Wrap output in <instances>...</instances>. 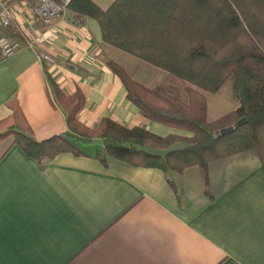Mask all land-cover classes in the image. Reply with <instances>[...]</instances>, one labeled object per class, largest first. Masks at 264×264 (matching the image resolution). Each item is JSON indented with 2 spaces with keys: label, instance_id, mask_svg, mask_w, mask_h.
<instances>
[{
  "label": "crops",
  "instance_id": "obj_1",
  "mask_svg": "<svg viewBox=\"0 0 264 264\" xmlns=\"http://www.w3.org/2000/svg\"><path fill=\"white\" fill-rule=\"evenodd\" d=\"M37 0H14L10 38L44 32L40 57L25 43L0 58V120L16 98L36 139L67 130L48 72L67 92L80 89V120L110 117L165 136L190 135L147 118L106 64L125 65L149 86L166 72L103 41L99 22L68 8L45 27ZM106 8L113 0H94ZM1 142V141H0ZM108 156L61 152L40 163L19 145L0 150V264H264V170L255 149L210 161L193 175ZM194 177V179L192 178Z\"/></svg>",
  "mask_w": 264,
  "mask_h": 264
},
{
  "label": "trees",
  "instance_id": "obj_2",
  "mask_svg": "<svg viewBox=\"0 0 264 264\" xmlns=\"http://www.w3.org/2000/svg\"><path fill=\"white\" fill-rule=\"evenodd\" d=\"M66 8L94 17L105 43L166 72L149 86L117 60L105 61L147 118L191 134L161 136L110 117L86 125L79 118L83 92L67 93L45 63L67 130L36 139L13 98L11 113L0 120V141L10 138L40 163L71 152L104 165L112 156L167 172L199 166L205 179L210 161L255 149L264 170V0H113L106 8L94 0H70ZM229 78L239 104L210 120L207 93L219 91Z\"/></svg>",
  "mask_w": 264,
  "mask_h": 264
},
{
  "label": "built area",
  "instance_id": "obj_3",
  "mask_svg": "<svg viewBox=\"0 0 264 264\" xmlns=\"http://www.w3.org/2000/svg\"><path fill=\"white\" fill-rule=\"evenodd\" d=\"M68 2L70 0H37L33 8L42 24L48 28L64 12ZM13 3L14 0H0V58L13 54L25 43L26 45L35 47L41 58L53 62L54 58L41 47V43L45 41L44 32L34 35L24 33L22 38L12 39L8 37L6 28L14 19Z\"/></svg>",
  "mask_w": 264,
  "mask_h": 264
},
{
  "label": "rangeland",
  "instance_id": "obj_4",
  "mask_svg": "<svg viewBox=\"0 0 264 264\" xmlns=\"http://www.w3.org/2000/svg\"><path fill=\"white\" fill-rule=\"evenodd\" d=\"M207 98H208V118L210 120H213L221 116L222 114L235 108L239 104V101L235 94L233 80L230 78L225 82V84L221 87L219 91L207 93ZM9 139L0 142V150L1 148L4 147L5 143L9 142ZM186 171H187L186 173L191 172L193 175H195L197 171L199 172L200 170L199 167L193 166L192 168H189ZM192 178L194 179L193 176Z\"/></svg>",
  "mask_w": 264,
  "mask_h": 264
},
{
  "label": "water",
  "instance_id": "obj_5",
  "mask_svg": "<svg viewBox=\"0 0 264 264\" xmlns=\"http://www.w3.org/2000/svg\"><path fill=\"white\" fill-rule=\"evenodd\" d=\"M229 129H223L221 132L224 133V132H227Z\"/></svg>",
  "mask_w": 264,
  "mask_h": 264
}]
</instances>
